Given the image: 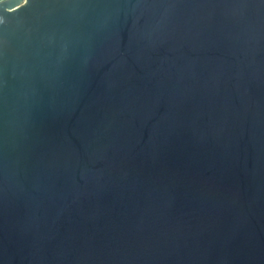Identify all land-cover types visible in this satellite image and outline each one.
<instances>
[{"label":"water","instance_id":"95a60500","mask_svg":"<svg viewBox=\"0 0 264 264\" xmlns=\"http://www.w3.org/2000/svg\"><path fill=\"white\" fill-rule=\"evenodd\" d=\"M0 264H264V0H0Z\"/></svg>","mask_w":264,"mask_h":264}]
</instances>
